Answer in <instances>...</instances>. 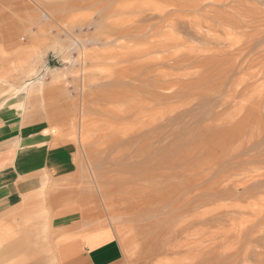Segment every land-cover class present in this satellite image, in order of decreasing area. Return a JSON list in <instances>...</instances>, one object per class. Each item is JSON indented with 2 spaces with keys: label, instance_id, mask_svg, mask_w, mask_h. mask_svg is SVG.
<instances>
[{
  "label": "rangeland",
  "instance_id": "374dc122",
  "mask_svg": "<svg viewBox=\"0 0 264 264\" xmlns=\"http://www.w3.org/2000/svg\"><path fill=\"white\" fill-rule=\"evenodd\" d=\"M0 151V264H264V0H0Z\"/></svg>",
  "mask_w": 264,
  "mask_h": 264
},
{
  "label": "crops",
  "instance_id": "0c3cea01",
  "mask_svg": "<svg viewBox=\"0 0 264 264\" xmlns=\"http://www.w3.org/2000/svg\"><path fill=\"white\" fill-rule=\"evenodd\" d=\"M5 159V155L0 151V171L7 168V165L2 164ZM112 233L113 238L104 241H95L92 232L80 236L76 234L58 250V253L54 249L58 264H120L123 260V250L113 230ZM41 258L42 256H39L35 260L39 261Z\"/></svg>",
  "mask_w": 264,
  "mask_h": 264
},
{
  "label": "bare ground",
  "instance_id": "6f19581e",
  "mask_svg": "<svg viewBox=\"0 0 264 264\" xmlns=\"http://www.w3.org/2000/svg\"><path fill=\"white\" fill-rule=\"evenodd\" d=\"M161 48H162V47H161ZM114 112H115V111H114ZM116 112H117V111H116ZM115 114L118 116L117 113H115ZM127 114H128V113H127ZM129 115H130V114H129ZM111 116H112V115H111ZM123 116H124V113H123ZM112 117H113V116H112ZM119 118H120V117H119ZM121 118H122V117H121ZM114 119H115V118H114ZM115 120H118V119H115ZM126 120H127V119H126ZM126 120H125V121H126ZM240 120H241V118H240ZM240 120H239V121H240ZM118 121H119V120H118ZM241 122H242V121H241ZM120 123H121V122H120ZM239 125H240V124H239ZM113 128H114V127H113ZM115 128H116V127H115ZM236 128H237V127H236ZM236 128H235V129H236ZM116 129H117V128H116ZM120 130H121V129H120ZM142 130H143V129H142ZM124 131H125V130H124ZM138 132H140V130H139ZM234 132H236V131H234ZM109 133H110V132H109ZM123 133H124V132H123ZM115 134L117 135V133H115ZM145 134H146V133H145ZM238 134H239V133H238ZM119 135H120V134H119ZM131 135H132V134H131ZM139 135H140V134H139ZM127 136H129V135H127ZM232 136H233V135H232ZM235 136H236V135H235ZM120 137H121V136H120ZM120 137H119V138H120ZM150 137H151V136H150ZM220 137H221V136H220ZM225 137H226V136H225ZM236 137H237V136H236ZM119 138H117V139H119ZM123 139L125 140L126 138H123ZM158 139H159V138H158ZM228 139H229V138H228ZM238 139H239V138H238ZM213 140H214V139H212V141H213ZM125 141H126V140H125ZM144 141H146V140H144ZM152 141H153V140H152ZM232 142H233V141H232ZM218 143H219V142H218ZM225 143H226V142H225ZM229 143H230V142H229ZM235 143H236V140H235ZM237 143H238V142H237ZM240 143H241V142H240ZM148 144H149V143H148ZM142 145H144V143H143ZM146 145H147V143H146ZM227 145H228V144H227ZM135 146H136V145H135ZM138 146H139V145H138ZM219 146H220V145H219ZM222 146H223V145H222ZM238 146H239V145H238ZM139 147H140V146H139ZM139 147H138V148H139ZM144 147H145V146H144ZM147 147H149V146H147ZM215 147L217 148V144L215 145ZM215 147H214V148H215ZM230 147H231V146H230ZM140 148H141V147H140ZM140 148H139V149H140ZM216 148L214 149V151L216 150ZM144 149H146V148H144ZM158 149L161 150V147L158 148ZM235 149H237V148H235ZM142 150H143V149H142ZM147 150H148V148H147ZM147 150H146V151L143 150V151H145V152L147 153ZM158 151H159V150H158ZM161 152H162V150H161L159 153H161ZM205 152H206V151H205ZM143 154H144V153H143ZM160 155H161V154H160ZM207 169H208V168H207ZM208 172H209V171H208ZM244 178H245V177H244ZM244 178H243V179H244ZM96 183H97V182H96ZM98 188H99V187H98ZM99 189H100V188H99ZM76 191H78V190H76ZM79 191H80V190H79ZM94 191H95V190H94ZM97 191H98V190H97ZM58 192H59V191H58ZM67 192L69 193V191H67ZM67 192H65V193H67ZM72 192H75V191H72ZM72 192H71L70 194H72ZM99 192H100V191H99ZM99 192H97V193H98L97 195L100 194V195H99V197H100V196H101V193H102V190H101V193H99ZM105 192H106V197H107V193H108V192H107V191H103V193H105ZM63 193H64V192H63ZM68 193H67V194H68ZM103 193H102V194H103ZM148 193H149V192H148ZM58 194H59V193H58ZM60 194H61V193H60ZM60 194H59V195H60ZM67 194H65V195H67ZM74 194H75V193H74ZM78 194H79V193H78ZM88 194H89V193H88ZM139 194H140V193H139ZM50 195H52V194L50 193ZM63 195H64V194H63ZM104 195H105V194H104ZM109 195H110V193L108 194V196H109ZM70 196H71V195H70ZM88 196H89V198H91L90 195H88ZM150 196H151V195H150ZM63 197H64V196H63ZM67 197H68V196H67ZM74 197H75V196H74ZM84 197H85V195H84ZM84 197H83V198H84ZM97 197H98V196H97ZM113 197H114V196H113ZM113 197H112V198H113ZM49 198H50V197H49ZM55 198H56V197H55ZM69 198H70V197H69ZM76 198H77V197H76ZM81 198H82V196H81ZM86 198H87V202H88V201H92V200L88 199V197H86ZM102 198L104 199L105 197L103 196ZM149 198H150V197H149ZM52 199H53V198H52ZM94 199H95V198H93V200H94ZM109 199H110V198H109ZM65 200H66V199H65ZM70 200H72V199H70ZM74 200H75V199H74ZM77 200H78V199H77ZM81 200H83V199H81ZM81 200H78V201L80 202ZM97 200H99V198H98ZM105 200H106V199H105ZM110 200H111V199H110ZM157 200H158V199H157ZM54 201H55V200H54ZM72 201H73V200H72ZM103 201H104V200H101L100 202L103 203ZM113 201H114V198H113ZM113 201L111 200L112 203H113ZM55 202H56V201H55ZM55 202H52V201H51V204H52L51 207H54V206H55V204H56ZM68 202H69V201H68ZM68 202L66 201V203H68ZM74 202H75V201H74ZM79 202H78V204H80ZM83 202H84V201H83ZM105 202H106V201H105ZM105 202H104V203H105ZM149 202H150V201H149ZM75 203H76V202H75ZM89 203H90V202H88L85 206L88 207V204H89ZM91 203H92V202H91ZM91 203L89 204V206L91 205ZM151 203H152V202H151ZM78 204H77V205H78ZM94 204H95V203H94ZM94 204L92 203V205H94ZM148 204H149V203H148ZM59 205H60V204H59ZM69 205H71V204H69ZM72 205H74V204H72ZM80 205H81V206L83 205V204H82V201H81V204H80ZM80 205H79V206H80ZM92 205H91V206H92ZM108 205H110V204H108ZM149 205H150V204H149ZM74 206H75V205H74ZM91 206H90V207H91ZM96 206H97V204L95 205V208H96V210H98L99 207L102 206V205H100V206L98 207V209H97ZM65 207H67V206H65ZM65 207H64V208H65ZM83 207H84V206H83ZM87 207H86V208H87ZM90 207H89V208H90ZM107 207H112V206H107ZM84 208H85V207H84ZM86 208H85V212H86ZM91 209H92V210H91ZM93 209H94L93 207L90 208L91 211H93ZM110 209H111V208H110ZM110 209H109V210H110ZM113 209H114V206H113ZM113 209H111V210H113ZM72 210H73V209H66V210H64V212H65L66 215H67V214H68L69 212H71ZM87 210H88V208H87ZM100 210H101V209H100ZM106 210H107V209H106ZM80 211H81V210H80ZM113 211H114V210H113ZM113 211H112V212H113ZM99 212H100V211H98V213H99ZM81 213H82V211H81ZM86 213H87V212H86ZM88 213H90V212H88ZM107 213H108V212H107ZM83 214H84V212H83ZM91 214H92V213H91ZM109 214H110V211H109ZM113 214H114V212H113ZM84 215H86V214H84ZM98 215H100V213H99ZM87 216H88V215H87ZM90 216H91V215H90ZM88 217H89V216H88ZM94 217H95V216H94ZM94 217H93V218H94ZM82 218H84V216H83ZM85 218H87V217L85 216ZM72 223H73V222H72ZM67 226H68V225H67ZM71 226H72V225H71ZM63 228H64V226H63ZM181 228H182V227H180V229H181ZM184 228H185V227H184ZM177 231H178V230H177ZM58 233H59V232H58ZM184 233H185V231H184ZM68 234H69V233H68ZM180 234H181V233H180ZM182 235H183V231H182ZM61 237H63V236H61ZM68 237H69V236H68ZM70 237H71V236H70ZM181 237H182V236H181ZM182 238H183V237H182ZM176 239H177V238H176ZM176 239H175V240H176ZM177 240H179V239H177ZM5 241H6V242H7V241H10V243H11V244L9 245L10 247H11V245L14 243V240H12V239H11V240H10V239H9V240H8V239H4V237H3L2 243L5 244V243H6ZM68 241H69V239H68L66 236H64L63 238H59V239L54 238V240L52 241V244H53L52 246L56 249V252L58 253V250L61 249V248L65 245V243H67ZM12 242H13V243H12ZM174 242H175V241H174ZM8 243H9V242H7V244H8ZM5 245H6V244H5ZM169 245H170V244H169ZM49 248H50V247H49ZM167 248H168V247H167ZM50 251H51V250H50ZM18 256H19V255H18ZM18 256H16V255L14 254V255L12 256V259H11L9 262H4V264H20V262H21L20 260H21L22 257H19V258H18ZM26 258H27V257H26ZM27 262H29V261L27 260ZM61 263H62V262H61ZM22 264H23V263H22Z\"/></svg>",
  "mask_w": 264,
  "mask_h": 264
}]
</instances>
